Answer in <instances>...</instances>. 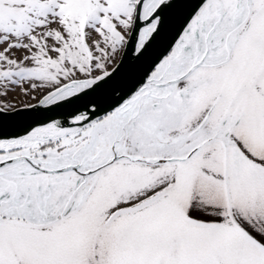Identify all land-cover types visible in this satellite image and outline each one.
<instances>
[{
  "label": "snow or ice",
  "instance_id": "1",
  "mask_svg": "<svg viewBox=\"0 0 264 264\" xmlns=\"http://www.w3.org/2000/svg\"><path fill=\"white\" fill-rule=\"evenodd\" d=\"M9 122L0 264H264V0H0Z\"/></svg>",
  "mask_w": 264,
  "mask_h": 264
},
{
  "label": "water",
  "instance_id": "2",
  "mask_svg": "<svg viewBox=\"0 0 264 264\" xmlns=\"http://www.w3.org/2000/svg\"><path fill=\"white\" fill-rule=\"evenodd\" d=\"M177 13H170V20L174 23ZM171 30L166 32L164 36L158 41L153 48L150 50L145 57L140 58L139 60L134 59L129 55L123 63V67L120 69L117 77L114 78L107 88L105 89V95L110 96L112 90L127 91V89L135 82L136 79L141 75L143 69L147 64L162 50L164 44L167 40L170 39ZM16 125L12 122H9L3 126L0 131H15Z\"/></svg>",
  "mask_w": 264,
  "mask_h": 264
},
{
  "label": "rangeland",
  "instance_id": "3",
  "mask_svg": "<svg viewBox=\"0 0 264 264\" xmlns=\"http://www.w3.org/2000/svg\"><path fill=\"white\" fill-rule=\"evenodd\" d=\"M11 98V97H10ZM17 99L19 100V99H22V97H20V96H17Z\"/></svg>",
  "mask_w": 264,
  "mask_h": 264
}]
</instances>
